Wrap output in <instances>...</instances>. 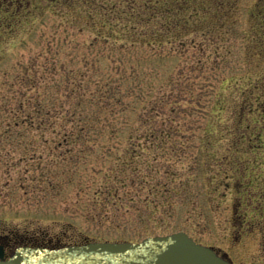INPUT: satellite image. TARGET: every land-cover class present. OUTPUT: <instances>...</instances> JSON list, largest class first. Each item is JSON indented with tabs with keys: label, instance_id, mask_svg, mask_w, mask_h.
Returning a JSON list of instances; mask_svg holds the SVG:
<instances>
[{
	"label": "rangeland",
	"instance_id": "obj_1",
	"mask_svg": "<svg viewBox=\"0 0 264 264\" xmlns=\"http://www.w3.org/2000/svg\"><path fill=\"white\" fill-rule=\"evenodd\" d=\"M107 77L119 104L99 99ZM52 91L84 94L61 100L81 102L89 129L71 142L33 127L0 135V242L184 232L262 264L264 0H0V115ZM161 95L166 106L149 111ZM112 185L129 213L108 206Z\"/></svg>",
	"mask_w": 264,
	"mask_h": 264
},
{
	"label": "water",
	"instance_id": "obj_2",
	"mask_svg": "<svg viewBox=\"0 0 264 264\" xmlns=\"http://www.w3.org/2000/svg\"><path fill=\"white\" fill-rule=\"evenodd\" d=\"M56 1V0H49ZM0 264H229L184 232L147 237L140 242H92L58 249L17 247Z\"/></svg>",
	"mask_w": 264,
	"mask_h": 264
},
{
	"label": "trees",
	"instance_id": "obj_3",
	"mask_svg": "<svg viewBox=\"0 0 264 264\" xmlns=\"http://www.w3.org/2000/svg\"><path fill=\"white\" fill-rule=\"evenodd\" d=\"M147 11L151 10V5L150 2H147V6H146ZM172 28V27H171ZM172 30V29H171ZM168 31L170 32V29H168ZM152 34V33H150ZM104 80H106V82L104 84H99L102 87H106V90L103 89V91L101 92L100 88H98V93L101 96L103 94V96H101V100H106L104 101L105 104H109L110 102H115L118 103L121 101V99L117 98V94H121L122 91L118 90L117 88L115 89L116 86V82H115V78H105ZM118 83H122L123 80H118ZM99 86V87H100ZM114 86V87H113ZM126 86V84L123 85V87ZM119 88V87H118ZM128 85L127 87H125L126 92L125 93H130L129 91ZM55 93H51L49 97H47V99L51 100L50 102H46L45 104L43 103V101H46V99L42 98L43 100L41 101V96L40 94H37L36 99H35V103L33 104L32 107L27 106L26 104V100L23 101V99L20 100V102L17 104L18 106H16L14 109L11 110H5L3 115H0V135H4L7 134L8 136H10V133H18L20 131H14L16 128H19V130H23L25 127H30V128H34L36 130H42L45 129L46 130H51L52 132H56V133H63V140H65L66 142H71L74 139H72V137H77L78 133H81L82 130H87L89 129L88 127H86V125L81 124V120L84 121V119L80 118V114L78 112L82 113V109H81V105H80V101L74 105V107H70L68 104H64L62 103L63 101L61 100V98H65L67 100H72V99H77L78 97L84 96V94L79 93L78 97H75V92L73 93L71 91V94L69 93L68 95H66V92L59 94L56 91H52ZM68 92V91H67ZM104 92V93H103ZM77 94V93H76ZM68 96H72L71 98H68ZM169 96H163L161 95V98L158 99V101L153 102L151 107L149 108V111H155V114H157V110L160 109V106H166L165 100L166 98ZM94 100V99H92ZM150 100V99H149ZM29 101V99H28ZM99 101V100H98ZM59 102V108H60V113H56L54 112L53 114L51 113L52 109L56 108L55 103ZM117 104V105H118ZM67 105V106H66ZM87 105V104H86ZM90 105V104H89ZM122 106V103H121ZM99 107H102L101 104ZM73 109V110H72ZM78 111V112H77ZM1 114V113H0ZM45 115V116H50V118L48 119H44L38 123H35L34 118L36 117V115ZM60 115L61 119H55V121L51 118H54V115ZM6 115V116H5ZM145 133V132H144ZM151 133L152 136V132ZM147 134V133H146ZM146 134H144L143 136H146ZM5 136V135H4ZM133 156H136L135 154H133ZM152 172V171H150ZM157 172V171H156ZM167 172V171H166ZM132 177V175L130 176ZM116 182H121L124 183L123 179L121 177L119 178H115ZM153 178H149V180L151 181ZM121 186V185H120ZM166 187V184L163 185V187ZM123 188V186H121ZM150 188V186H149ZM148 188V189H149ZM125 189V188H124ZM155 190L152 191L151 193H155V192H159L161 193L162 190H158L157 188H154ZM166 189L169 191V189L166 187ZM119 190L120 187L119 185H112L109 189H108V198L106 199V202L109 206V204H111L112 206L116 207V210L122 211L124 213H129V208H127L124 203H119L118 200V195L119 194ZM138 192L140 193V189H138ZM165 193V192H164ZM124 194V193H123ZM128 194V193H126ZM151 194V197L153 196ZM148 195V194H146ZM111 196V197H110ZM128 196H131L130 194ZM139 197V194L137 195H133L131 198H129V203H130V208L134 210V212L138 213L139 211V204L141 203L142 200H139V202L136 201V198ZM154 198H156L155 196H153ZM109 200H112L111 202H109ZM120 207H119V206ZM148 205L146 203V208H148ZM158 206V205H157ZM157 206H154V209H157ZM125 207L127 209H125ZM174 233V232H172ZM163 234V233H162ZM167 234V233H166ZM163 234V235H166ZM148 236H155V235H146L144 238L148 237ZM143 239V238H142ZM123 241H132L135 242V240L132 239H126ZM121 241V242H123ZM43 246V245H41ZM46 246V245H44Z\"/></svg>",
	"mask_w": 264,
	"mask_h": 264
},
{
	"label": "flooded vegetation",
	"instance_id": "obj_4",
	"mask_svg": "<svg viewBox=\"0 0 264 264\" xmlns=\"http://www.w3.org/2000/svg\"><path fill=\"white\" fill-rule=\"evenodd\" d=\"M0 246L3 248L4 253H5V256L7 257L11 253V251H12V246L6 245V244H4L2 242H0ZM260 247L262 249V253H261L262 259L261 260L263 261L262 264H264V240H263V244ZM217 253L220 256H222L223 258H225L230 264H235L234 261H233V259H231L230 257H227V255L222 254L219 251H217Z\"/></svg>",
	"mask_w": 264,
	"mask_h": 264
}]
</instances>
